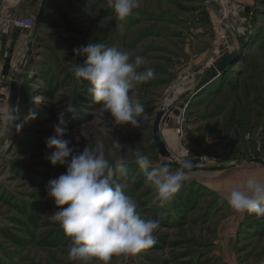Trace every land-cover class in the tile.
Masks as SVG:
<instances>
[{
	"label": "rangeland",
	"instance_id": "374dc122",
	"mask_svg": "<svg viewBox=\"0 0 264 264\" xmlns=\"http://www.w3.org/2000/svg\"><path fill=\"white\" fill-rule=\"evenodd\" d=\"M13 2L0 0V9L38 18L43 0ZM213 2L218 11L205 0H141L120 21L108 0H50L38 27L15 30L2 41L10 55L0 75L10 77L19 58L17 114L31 110L35 119L0 139V264H80L69 259L71 240L49 218L57 206L46 186L66 172L51 164L55 148L46 143L61 112L68 121L65 138L78 152L102 143L110 162L126 163L128 178L114 179L126 184L141 218L160 224L154 246L114 256L110 264H264V217L237 213L222 199L249 176L264 181V0ZM90 41L127 49L133 59L143 56L141 70L154 71L130 93L147 114L138 127L117 126L88 83L75 78V65L86 60L75 50ZM225 55L229 63L219 70ZM5 85L0 111L9 107L10 81ZM160 113L158 136L169 158L154 135ZM172 136L179 147L171 145ZM116 139L123 150L113 148ZM136 151L172 170L185 159L200 163L185 169L188 179L161 207L135 163Z\"/></svg>",
	"mask_w": 264,
	"mask_h": 264
},
{
	"label": "clouds",
	"instance_id": "9594fccd",
	"mask_svg": "<svg viewBox=\"0 0 264 264\" xmlns=\"http://www.w3.org/2000/svg\"><path fill=\"white\" fill-rule=\"evenodd\" d=\"M108 2L120 21L141 6V0ZM75 51L86 60L82 66L75 65L74 76L88 83L87 91L95 103L111 113L117 126L138 127L147 114L143 104L130 93L155 75L151 68L141 70L145 58L136 55L133 59V53L127 49L91 41ZM17 110L9 105L0 111V139H10L14 129L19 132L23 128L21 121L35 119L31 110L22 115H18ZM67 111L72 113L74 109L69 107ZM53 127L55 135L46 141L50 148H55L49 159L53 166L66 167V172L50 179L46 186L48 197L54 199L57 206L49 218L58 223L71 240L69 259L80 264H90L93 260L97 264H110L114 256H132L154 246L159 221L141 218L137 202L125 194L126 184L114 179L117 175L128 178L126 163L122 159L110 162L102 143L78 152L71 139L65 138L68 121L64 112ZM113 148L123 150L124 145L116 139ZM135 163L144 173L146 182L154 187L155 201L161 207L181 190L188 179L185 169L192 166V160L185 159L172 170L169 164H153L149 156L140 151L135 152ZM222 199L237 213L264 217V181L255 176H249L239 187L230 188Z\"/></svg>",
	"mask_w": 264,
	"mask_h": 264
},
{
	"label": "water",
	"instance_id": "95a60500",
	"mask_svg": "<svg viewBox=\"0 0 264 264\" xmlns=\"http://www.w3.org/2000/svg\"><path fill=\"white\" fill-rule=\"evenodd\" d=\"M206 2L209 3V5L214 8L215 10H219V6L217 3L213 2V0H205ZM50 0H43L41 8H40V12L37 18V24L36 26L38 27V25L41 23V21L44 18L46 9L49 5ZM37 27H36V32H37ZM35 32V35H36ZM30 47L31 44H30ZM19 58L16 57L13 59V64H12V71L9 77V81H10V93H9V105L12 107L17 108V100H18V93H19V83H18V78H17V69H18V63H19ZM220 62L222 63L220 66H218L219 70H223L227 67L229 60H228V56L225 55L221 58ZM218 65V64H216ZM163 117V113H160L157 117L155 126H154V135H155V139L157 141V145L160 148L161 153L165 156V157H170L169 152L166 149L165 144L159 139L158 133L160 130V124H161V120ZM263 165H264V161H260ZM200 163V160L198 159H193L192 160V165H197ZM178 166H180V164H178ZM187 171H189L187 169Z\"/></svg>",
	"mask_w": 264,
	"mask_h": 264
},
{
	"label": "built area",
	"instance_id": "2783aa9c",
	"mask_svg": "<svg viewBox=\"0 0 264 264\" xmlns=\"http://www.w3.org/2000/svg\"><path fill=\"white\" fill-rule=\"evenodd\" d=\"M21 0H14V5L19 4ZM222 1V0H221ZM37 24L36 17H17L10 13L8 7L0 9V44L4 39L9 38V36L15 30L26 31L34 28ZM226 38V37H224ZM8 50L3 51L0 47V58L4 57L8 59ZM9 81V77L5 74L0 75V102L3 101L5 93L8 88L5 85Z\"/></svg>",
	"mask_w": 264,
	"mask_h": 264
},
{
	"label": "bare ground",
	"instance_id": "6f19581e",
	"mask_svg": "<svg viewBox=\"0 0 264 264\" xmlns=\"http://www.w3.org/2000/svg\"><path fill=\"white\" fill-rule=\"evenodd\" d=\"M17 77H18V71H17ZM168 140L170 141L172 146L179 147V142H178V139L176 137H173V136L169 137Z\"/></svg>",
	"mask_w": 264,
	"mask_h": 264
},
{
	"label": "crops",
	"instance_id": "0c3cea01",
	"mask_svg": "<svg viewBox=\"0 0 264 264\" xmlns=\"http://www.w3.org/2000/svg\"><path fill=\"white\" fill-rule=\"evenodd\" d=\"M2 47H4V42L2 44ZM2 47H1V49L3 50L4 48H2ZM7 62H9L8 59L6 61H4L3 59H0V74L2 73V71L4 72V68H5Z\"/></svg>",
	"mask_w": 264,
	"mask_h": 264
},
{
	"label": "trees",
	"instance_id": "16d2710c",
	"mask_svg": "<svg viewBox=\"0 0 264 264\" xmlns=\"http://www.w3.org/2000/svg\"><path fill=\"white\" fill-rule=\"evenodd\" d=\"M30 90H31L30 88H27V90H26V92H25V93H26L25 95L27 96V99H28L29 96H30V93H29ZM24 104H25V103H24ZM24 104H21V105H20L21 111H23V112H25V111L28 110V107H27L26 105H24Z\"/></svg>",
	"mask_w": 264,
	"mask_h": 264
}]
</instances>
